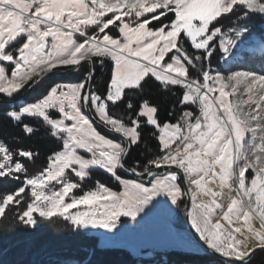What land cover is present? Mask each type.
I'll use <instances>...</instances> for the list:
<instances>
[{
    "label": "snow or ice",
    "instance_id": "obj_1",
    "mask_svg": "<svg viewBox=\"0 0 264 264\" xmlns=\"http://www.w3.org/2000/svg\"><path fill=\"white\" fill-rule=\"evenodd\" d=\"M0 106V264H264V0H0ZM182 205L195 240L111 245Z\"/></svg>",
    "mask_w": 264,
    "mask_h": 264
},
{
    "label": "rangeland",
    "instance_id": "obj_2",
    "mask_svg": "<svg viewBox=\"0 0 264 264\" xmlns=\"http://www.w3.org/2000/svg\"><path fill=\"white\" fill-rule=\"evenodd\" d=\"M260 53L257 48L252 51L249 47L242 46L237 56L243 59L245 54H256ZM126 221V218H122ZM186 223L185 213L183 211V205L180 210L173 212H167L163 210L156 211L150 218L148 225L143 230L136 232L124 231L118 234L112 241L111 245L114 247H126L140 249L145 246H163L166 244H184L189 241H193L191 234L180 228ZM98 237L99 241L103 238L102 230L95 233H90Z\"/></svg>",
    "mask_w": 264,
    "mask_h": 264
},
{
    "label": "trees",
    "instance_id": "obj_3",
    "mask_svg": "<svg viewBox=\"0 0 264 264\" xmlns=\"http://www.w3.org/2000/svg\"><path fill=\"white\" fill-rule=\"evenodd\" d=\"M261 55V53L256 54H245L241 62L250 64V62L256 58H258ZM220 64H223V60H220ZM257 68L259 67V63L257 61L256 65ZM213 67H216V64H213ZM3 110V107L0 106V111ZM100 180L102 183H105L111 187H113L114 190L119 191V187L115 184L114 181H110L109 178L104 175L102 172H95L93 173L92 180L88 181L84 184V190H89L94 188L95 181ZM63 228V222H61L59 225L56 226H41V230L36 233V238L41 242H46L49 245H51L53 248L57 250L63 251L65 254H71L76 255L77 250L80 248L85 247H92L95 244L99 242L98 237L94 235H87V236H81L73 238L71 235H65L61 236L58 235V229ZM104 260H114V259H120L124 260L125 257H112V256H102L100 257ZM173 264H180L179 257H172Z\"/></svg>",
    "mask_w": 264,
    "mask_h": 264
},
{
    "label": "water",
    "instance_id": "obj_4",
    "mask_svg": "<svg viewBox=\"0 0 264 264\" xmlns=\"http://www.w3.org/2000/svg\"><path fill=\"white\" fill-rule=\"evenodd\" d=\"M185 219H186L185 225L184 226H180V228L185 230V231H188L191 234L193 240H195L196 239V234H195L194 230L191 229V226L188 223L186 216H185Z\"/></svg>",
    "mask_w": 264,
    "mask_h": 264
}]
</instances>
